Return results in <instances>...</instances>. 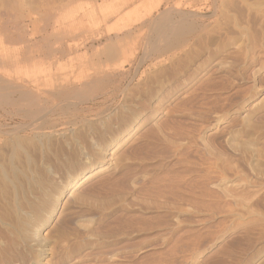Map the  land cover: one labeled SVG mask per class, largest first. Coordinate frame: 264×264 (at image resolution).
Listing matches in <instances>:
<instances>
[{
	"label": "rangeland",
	"instance_id": "obj_1",
	"mask_svg": "<svg viewBox=\"0 0 264 264\" xmlns=\"http://www.w3.org/2000/svg\"><path fill=\"white\" fill-rule=\"evenodd\" d=\"M49 66L75 85L45 166L79 182L44 264H264V0H0V87Z\"/></svg>",
	"mask_w": 264,
	"mask_h": 264
},
{
	"label": "bare ground",
	"instance_id": "obj_2",
	"mask_svg": "<svg viewBox=\"0 0 264 264\" xmlns=\"http://www.w3.org/2000/svg\"><path fill=\"white\" fill-rule=\"evenodd\" d=\"M189 29L188 25L175 30L169 27L166 30L171 34L156 35L157 40L170 47L173 40L182 37L181 31L188 32ZM49 67L37 71L30 69L26 72V79L20 75L22 79L19 76L8 78L6 87H0V105L23 111L15 115L26 122L25 128L21 129H26L32 137L27 138L30 141L25 138L8 140L6 146L0 148V264H44L54 229H49L44 236L42 231L50 227L65 192L79 182L72 179L59 185L51 166H45L46 156L51 150L45 145L49 141L46 129L57 126L50 118L60 116L65 105L57 104L53 98L55 101L61 97L68 98L74 94L71 86L75 85L71 80L72 71L68 74L62 69Z\"/></svg>",
	"mask_w": 264,
	"mask_h": 264
}]
</instances>
